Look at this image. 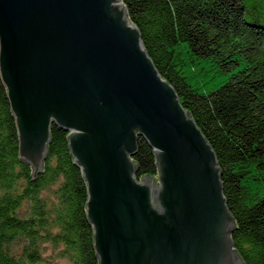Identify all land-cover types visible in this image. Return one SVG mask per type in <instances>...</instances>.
Masks as SVG:
<instances>
[{
  "label": "water",
  "instance_id": "obj_1",
  "mask_svg": "<svg viewBox=\"0 0 264 264\" xmlns=\"http://www.w3.org/2000/svg\"><path fill=\"white\" fill-rule=\"evenodd\" d=\"M117 3L0 0V70L21 157L38 173L51 126L70 133L99 264H245L216 156ZM137 132L157 179H135Z\"/></svg>",
  "mask_w": 264,
  "mask_h": 264
},
{
  "label": "trees",
  "instance_id": "obj_2",
  "mask_svg": "<svg viewBox=\"0 0 264 264\" xmlns=\"http://www.w3.org/2000/svg\"><path fill=\"white\" fill-rule=\"evenodd\" d=\"M121 3L216 156L235 250L245 264H264V0ZM193 71L215 77L201 82L190 77ZM50 137L35 173L21 157L0 70V264H50L51 257L99 264L88 185L70 150V133L53 124ZM137 137L136 181L159 178L155 151Z\"/></svg>",
  "mask_w": 264,
  "mask_h": 264
},
{
  "label": "rangeland",
  "instance_id": "obj_3",
  "mask_svg": "<svg viewBox=\"0 0 264 264\" xmlns=\"http://www.w3.org/2000/svg\"><path fill=\"white\" fill-rule=\"evenodd\" d=\"M118 2L119 3H117L116 4V6H117V8H119L120 10H122L123 11V7H122V3H121V0H118ZM125 11V10H124ZM128 14V13H127ZM126 23H131L132 24V22L130 21V19H129V16H128V20H126L125 21ZM128 23V24H129ZM133 25V24H132ZM134 26V25H133ZM135 27V26H134ZM136 28V27H135ZM137 29V28H136ZM190 72V71H189ZM190 77H192V78H194L195 77V79H198V81H200L201 80V82H205L206 80H208V81H213V79H208V78H211V77H215V76H212L210 73H209V71H206V72H199V71H193L192 72V74L190 75ZM203 77H205V78H203ZM52 127V126H51ZM61 128V127H60ZM65 130V129H64ZM51 131V130H50ZM150 145V144H149ZM159 186H161V185H159ZM233 232V231H232ZM231 236H232V234H231ZM230 236V237H231ZM231 240H232V238H231ZM49 254V253H48ZM50 261H52V262H50V264H71L70 262H68L67 260H64V259H53L52 257L50 258ZM48 264V263H47Z\"/></svg>",
  "mask_w": 264,
  "mask_h": 264
}]
</instances>
